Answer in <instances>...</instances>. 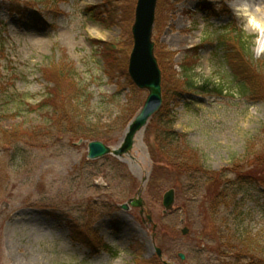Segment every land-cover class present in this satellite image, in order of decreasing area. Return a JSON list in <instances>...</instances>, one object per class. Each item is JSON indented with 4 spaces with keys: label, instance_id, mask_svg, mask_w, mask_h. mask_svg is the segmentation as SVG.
<instances>
[{
    "label": "rangeland",
    "instance_id": "1",
    "mask_svg": "<svg viewBox=\"0 0 264 264\" xmlns=\"http://www.w3.org/2000/svg\"><path fill=\"white\" fill-rule=\"evenodd\" d=\"M12 3L21 4L20 13L10 10ZM170 3L172 11L164 6L155 14L152 42L158 57L172 56L177 76L198 87L209 85L181 94L173 111L174 130L186 135L208 167L220 173L234 159L244 160L249 143L255 152H264V99L241 94L236 69L220 60L225 49L218 40L231 28L240 30L227 3L219 10L210 0ZM103 4L0 0V264H142L156 258L157 264H227L215 253L212 222L205 215L206 194L213 188L177 191L166 164L153 161V134L147 126L121 159H87L91 141L111 150L121 144L128 125L121 129V117L132 97L127 72L124 76L115 64L109 68L108 53L95 43L114 45L122 52L114 50L111 58L128 63L131 30L118 18L125 4H118L122 8L108 24L93 18ZM92 8L95 12H88ZM245 34L253 37L254 59L264 60V51L254 44L256 34ZM53 63L71 64L74 82L90 98L83 125L99 139L54 126L55 114L47 105L53 85L44 76ZM217 85L223 86L222 95L211 92ZM135 89L144 102L147 92ZM227 177L236 178L234 173ZM169 190L174 200L165 210L162 200ZM241 192L238 228L251 229L264 245L262 187L244 186ZM216 211L234 225L230 208L218 205ZM183 228L188 229L185 236ZM76 232L90 234L115 256L100 248L92 251L76 240Z\"/></svg>",
    "mask_w": 264,
    "mask_h": 264
},
{
    "label": "trees",
    "instance_id": "2",
    "mask_svg": "<svg viewBox=\"0 0 264 264\" xmlns=\"http://www.w3.org/2000/svg\"><path fill=\"white\" fill-rule=\"evenodd\" d=\"M122 2L125 6L118 18L125 24L126 30L130 32L136 0H104L101 11L94 13L96 9L92 8L88 12L94 13L93 18L97 21L108 24L116 18L118 8H122L118 7V4ZM170 5V0H158L157 14L164 6H166L167 12L172 11ZM19 6L21 7V4L12 3L10 10L14 13H20ZM229 32L228 35H223L218 40V46L225 49L223 56L220 57L222 64L228 65L231 69L233 67L236 69L238 91L241 94H247L253 99H264V60H255L253 57L251 52L253 37L233 28ZM95 43L102 46L108 53L109 61L106 65L109 68L114 64L117 65V69H120V72L126 76V60L116 64L118 59L110 56L114 50L119 54L122 51L116 49L114 45L100 41H95ZM129 48H131V42ZM125 55L127 54L125 53ZM155 55L162 76V105L147 125L153 134V142L150 147L153 161H161L166 164L167 174L172 177V180L174 178L172 186L177 191L183 190L195 194L198 191L204 189L207 191L209 188H213L206 194L209 206L205 208V215L210 216L212 222V234L210 235L213 237L212 241H214L216 254L224 257L228 261L227 264H239L238 260L246 261V264H264L263 243L257 240V235L251 229L240 230L241 228H238V216L241 214V207H243L241 204L243 199H238V197L242 196V188L255 185L262 187L264 193V152L259 151L260 149L255 152L249 143L243 161L238 162L234 159L230 167L220 173L211 170L206 164L205 155L190 146L186 135L179 134L174 130L175 117L173 113L174 106L182 93L203 91L208 89L209 85L205 83L202 87H198L188 78L177 76L173 70L172 56H160L159 58L160 53L157 48H155ZM70 65L53 63L50 70L44 75L53 85L47 101V105H50L55 114L53 124L59 131L68 132L78 137L91 138L90 140L99 139L100 136L97 132L86 129L83 125L89 109L90 98L86 99L82 95L85 91L80 90V85L74 82V70ZM127 83L132 97L129 98V107L125 111L127 113L121 117V129L132 120L143 104L141 93L138 95L129 79H127ZM223 89V86L217 85L212 87L211 92L222 95ZM137 95L138 98H136ZM262 133L264 134V125L262 126ZM247 159L248 161H246ZM228 173H234L236 178L229 179ZM218 205L230 208L229 216L234 219L233 226L229 225L231 222L229 217L227 219L219 217L216 211ZM76 234V240L92 251L100 248L112 255L115 254L109 246L96 244V240L90 234L82 232H76ZM154 260V263L149 260L142 264H157L158 259Z\"/></svg>",
    "mask_w": 264,
    "mask_h": 264
},
{
    "label": "water",
    "instance_id": "3",
    "mask_svg": "<svg viewBox=\"0 0 264 264\" xmlns=\"http://www.w3.org/2000/svg\"><path fill=\"white\" fill-rule=\"evenodd\" d=\"M157 0H137L134 10V21L131 27L132 49L127 64V75L131 83L139 90L147 92L142 107L128 124L121 144L111 150L100 141H92L87 145V159L96 160L106 155L121 158L126 155L134 144L135 137L147 126L151 117L157 113L162 105L161 72L154 55L152 30L155 22ZM174 192L167 191L163 195L162 205L169 210L173 204ZM137 205L138 202H130ZM123 206V209H126ZM182 235L188 234V229L181 230ZM160 257V250H156ZM181 261L185 260L183 254H178ZM187 264V263H186Z\"/></svg>",
    "mask_w": 264,
    "mask_h": 264
},
{
    "label": "clouds",
    "instance_id": "4",
    "mask_svg": "<svg viewBox=\"0 0 264 264\" xmlns=\"http://www.w3.org/2000/svg\"><path fill=\"white\" fill-rule=\"evenodd\" d=\"M217 10L227 3L242 32L255 33L254 44L264 51V0H210Z\"/></svg>",
    "mask_w": 264,
    "mask_h": 264
},
{
    "label": "bare ground",
    "instance_id": "5",
    "mask_svg": "<svg viewBox=\"0 0 264 264\" xmlns=\"http://www.w3.org/2000/svg\"><path fill=\"white\" fill-rule=\"evenodd\" d=\"M179 25H180V23H177V25L175 24V26H177V27H178ZM101 38H102V37H101ZM125 161H126V160H125Z\"/></svg>",
    "mask_w": 264,
    "mask_h": 264
}]
</instances>
